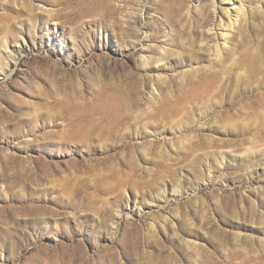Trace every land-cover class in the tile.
Listing matches in <instances>:
<instances>
[{
  "label": "rangeland",
  "instance_id": "rangeland-1",
  "mask_svg": "<svg viewBox=\"0 0 264 264\" xmlns=\"http://www.w3.org/2000/svg\"><path fill=\"white\" fill-rule=\"evenodd\" d=\"M243 3L217 56L212 0H0V264H264Z\"/></svg>",
  "mask_w": 264,
  "mask_h": 264
},
{
  "label": "bare ground",
  "instance_id": "bare-ground-1",
  "mask_svg": "<svg viewBox=\"0 0 264 264\" xmlns=\"http://www.w3.org/2000/svg\"><path fill=\"white\" fill-rule=\"evenodd\" d=\"M226 1L228 2V5L226 6H221L219 4H215V2L212 0V6L214 8V10L217 11V16H218V24H217V28L220 27V29L222 28V30H224V28L226 29L225 31H222L219 36L222 38V44H220V46L216 43L215 44V55H219L220 53L223 51L224 49V45L227 42V35L231 32L232 29H234L237 21H238V14L239 12H235V16L230 15V11L228 8H230V6H236L238 8L236 9H244V3L243 0H220L219 2H223ZM234 9V10H236ZM189 12V11H188ZM208 30H210L208 28ZM222 54V53H221ZM145 61V60H144Z\"/></svg>",
  "mask_w": 264,
  "mask_h": 264
}]
</instances>
